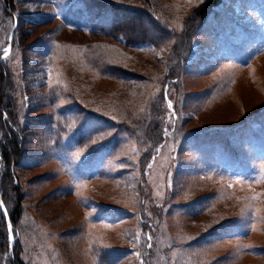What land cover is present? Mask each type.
<instances>
[{
    "label": "rangeland",
    "instance_id": "1",
    "mask_svg": "<svg viewBox=\"0 0 264 264\" xmlns=\"http://www.w3.org/2000/svg\"><path fill=\"white\" fill-rule=\"evenodd\" d=\"M205 1L157 0L143 18L149 42L130 48L107 33L124 17L106 4L16 0L11 18L1 9L0 61L12 48L11 112L27 126L17 168L27 264H264V0H223L212 9L163 101L162 76L124 83L113 69L171 67L185 20ZM136 101L137 110L147 102L162 116L153 156L147 131L124 126L119 106Z\"/></svg>",
    "mask_w": 264,
    "mask_h": 264
},
{
    "label": "trees",
    "instance_id": "2",
    "mask_svg": "<svg viewBox=\"0 0 264 264\" xmlns=\"http://www.w3.org/2000/svg\"><path fill=\"white\" fill-rule=\"evenodd\" d=\"M15 1L16 0H0V13L1 9H3V14L1 13L3 17L11 18L13 16V12L15 11ZM92 1L99 2L96 4L98 7L106 4V6L112 10L123 14V19L119 18L120 20L111 21V25L107 28V33L110 34L112 38L120 40L126 47L129 48L144 45L149 42L150 37L148 35V31L144 27L143 18L151 16L149 15L151 12L148 8L153 7V9H156L157 0H124L126 1L124 4L128 6L115 4L110 0ZM222 2L223 0H207L196 9L194 8L190 16L185 20L183 31L178 35V42L172 49L170 59V62L172 63L171 67L167 66V68L162 72V69L159 67L153 70L154 66L153 68H149L147 65H144L140 68L143 70L142 73L144 74L139 73V75L132 72H126L118 67H115L113 69L117 76L120 77L119 80L124 83H131L132 81H137V83H147L149 82L148 79H153L154 76H162L161 79L163 86L159 97L163 101V87L165 86V83L169 81V83H171L170 86L173 87L179 80L182 68L190 54L196 31L207 21L212 9ZM133 3H137L139 6L131 7L130 5ZM107 4L112 5V7ZM89 11H91L90 14L95 13L94 15H98L97 12L100 10L92 7ZM171 12H174V10L170 9V12L169 10L167 11V17H172L170 14ZM170 17H168V19ZM11 53L12 48L8 58L5 61H0V202L4 203L8 213V215L5 216L3 214V210H0V241L2 242L0 250V264H27L21 256L22 250H20V244L22 230L19 225L23 217L22 211L25 193L23 191V184L17 170L19 165L22 163V158L24 156V143L22 138L26 133L27 126L24 127L18 120L17 114L13 116V113L11 112V99L7 93V86L9 85L7 67L10 65L9 61ZM93 64L94 62L92 61L91 65ZM134 77L135 80H132ZM124 97L125 95L123 92L118 93V97H116L118 104H124ZM139 103L140 101L134 102V107L132 105L130 106L132 109L125 110L124 105V107L121 105L119 107H122L123 113L126 115V118L129 119V121H127L129 124H124V126L129 128L131 127L133 132L138 135L141 134V132L147 131L149 134L148 141H151L152 144L151 149L148 152V156H153L156 153V148L162 142V116L155 110L151 112V106L148 107L147 102L144 106H141L145 108L144 112L138 109L140 111L139 114L137 110ZM128 107L129 106H126L125 108ZM5 117H7V119H5ZM145 165L146 163H142L143 168ZM142 213L141 208L139 210L140 220L144 217ZM35 218L36 219L34 221L36 222L40 220L36 216ZM7 219L12 226V235L14 237L11 255H8L9 233ZM145 219L147 220L148 218L145 217ZM39 233L40 230H35L34 240L38 243L44 239V237ZM145 251L146 253L144 259L150 255L151 250L146 249Z\"/></svg>",
    "mask_w": 264,
    "mask_h": 264
},
{
    "label": "snow or ice",
    "instance_id": "3",
    "mask_svg": "<svg viewBox=\"0 0 264 264\" xmlns=\"http://www.w3.org/2000/svg\"><path fill=\"white\" fill-rule=\"evenodd\" d=\"M56 47H60V46L57 45ZM3 51H4V58L6 59V58L8 57V54H9L10 49L5 48ZM72 51H76V50L73 49ZM23 100L26 102V101L28 100V97L25 96V97L23 98ZM165 100H167V94H166V93H165ZM167 109H168V114H169L170 117H174V116L176 115V113L173 111V104H172L171 102H168V103H167ZM5 119H7V117H5ZM74 126H75L74 124H73V125H70V127H74ZM164 134H165V136H167V134H168V133H167V130H165V133H164ZM103 135H104V134H102L101 136H98V137L92 138V141H91V142H92L93 144L97 143L98 140H100V139L103 138ZM107 135H111V133H107ZM156 151L159 152L160 149L157 148ZM80 154H81L80 152H77V153H76V156H79ZM152 159H153V161H155L156 157H153ZM152 166H153L152 163H149V164L147 165V167H148L149 169H151ZM259 182L264 183V176H261ZM75 187H76L77 189H79V188L83 187V185H81V184H76ZM228 187H232V184H229ZM76 194H77L78 197L81 195V193H80L79 191H77ZM157 195H160V193L157 192ZM258 195H259V194H258ZM258 195H253V196L251 197V200H256V199H258ZM0 210H3V214H4L5 216L8 215L7 210H6V207H5V205H4L3 202H0ZM260 211H261L260 209H256V212H257V213H259ZM8 232H9L8 239L11 240V239L13 238V237H12L13 229H12V226H11V225L8 226ZM135 239H136L137 241L139 240V233L136 234ZM147 241H148V247L150 248V247L152 246L151 243H150V241H151V236L147 237ZM242 247H243L244 249H248V248L251 247V245H243ZM139 255H140V254L137 253V257H138V259H139ZM140 264H143V261H142V260L140 261Z\"/></svg>",
    "mask_w": 264,
    "mask_h": 264
},
{
    "label": "water",
    "instance_id": "4",
    "mask_svg": "<svg viewBox=\"0 0 264 264\" xmlns=\"http://www.w3.org/2000/svg\"><path fill=\"white\" fill-rule=\"evenodd\" d=\"M9 225H10V224H9ZM9 225H8V226H9Z\"/></svg>",
    "mask_w": 264,
    "mask_h": 264
}]
</instances>
